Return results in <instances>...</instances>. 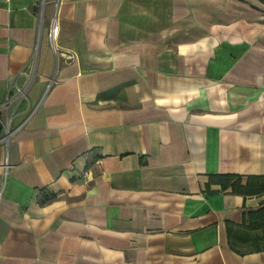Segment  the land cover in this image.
Masks as SVG:
<instances>
[{
	"label": "crops",
	"instance_id": "1",
	"mask_svg": "<svg viewBox=\"0 0 264 264\" xmlns=\"http://www.w3.org/2000/svg\"><path fill=\"white\" fill-rule=\"evenodd\" d=\"M262 75L264 0H0V264H264Z\"/></svg>",
	"mask_w": 264,
	"mask_h": 264
},
{
	"label": "trees",
	"instance_id": "2",
	"mask_svg": "<svg viewBox=\"0 0 264 264\" xmlns=\"http://www.w3.org/2000/svg\"><path fill=\"white\" fill-rule=\"evenodd\" d=\"M210 182L243 196L264 194V175L248 176L244 184L240 176L232 174L212 176ZM226 235L229 247L239 254L264 251V206L248 212L245 222L239 225L227 222Z\"/></svg>",
	"mask_w": 264,
	"mask_h": 264
},
{
	"label": "built area",
	"instance_id": "3",
	"mask_svg": "<svg viewBox=\"0 0 264 264\" xmlns=\"http://www.w3.org/2000/svg\"><path fill=\"white\" fill-rule=\"evenodd\" d=\"M6 1H8V0H6ZM55 35H56V27L52 23L51 27H50V31L48 33V36H49V40H50L51 44L53 45V47H55ZM60 54L65 58L66 62L73 59L72 55H66L63 53H60ZM31 79H32V77L29 75L27 77L25 87L30 83ZM262 87H264V75H262ZM19 92H21V90H19ZM8 102H10V99L3 106H5ZM0 121H1L0 146L3 147L6 145L9 137L11 136V134L15 130L11 126V118L10 117H6L5 119H1V117H0ZM7 170H8V164H7V159L5 157L4 161L0 164V197H1V190H2V184H3L2 180H3L4 175L7 173Z\"/></svg>",
	"mask_w": 264,
	"mask_h": 264
},
{
	"label": "water",
	"instance_id": "4",
	"mask_svg": "<svg viewBox=\"0 0 264 264\" xmlns=\"http://www.w3.org/2000/svg\"><path fill=\"white\" fill-rule=\"evenodd\" d=\"M0 130H1V121H0Z\"/></svg>",
	"mask_w": 264,
	"mask_h": 264
}]
</instances>
